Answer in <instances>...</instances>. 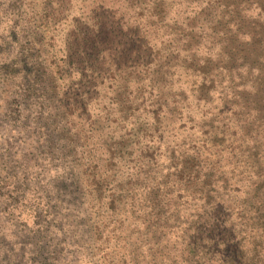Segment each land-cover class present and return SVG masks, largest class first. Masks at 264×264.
<instances>
[{"label":"rangeland","instance_id":"374dc122","mask_svg":"<svg viewBox=\"0 0 264 264\" xmlns=\"http://www.w3.org/2000/svg\"><path fill=\"white\" fill-rule=\"evenodd\" d=\"M0 264H264V0H0Z\"/></svg>","mask_w":264,"mask_h":264},{"label":"trees","instance_id":"16d2710c","mask_svg":"<svg viewBox=\"0 0 264 264\" xmlns=\"http://www.w3.org/2000/svg\"><path fill=\"white\" fill-rule=\"evenodd\" d=\"M13 178V176H9V174L7 173L6 175H5V177H4V180H3V182H9L11 179ZM21 181H24V178H22L21 179ZM18 178L17 179H15V181H14V183L16 184V185H12L11 186V183L10 184H8V185H10V187H11V190L10 191H7L5 194H6V198H7V201H11V200H15V202L19 205V206H17L16 208H12L11 210H10V212H9V215L8 216H10V217H13V218H17V217H19L20 216V214L21 213H19V214H17V215H15L14 216V212L13 211H16V210H18L20 207L21 208H23V203L25 202V201H28V200H26V197L23 195V191H21V192H19V185H18ZM13 184V183H12ZM14 193H15V195H14ZM11 204V203H10ZM9 211V210H8Z\"/></svg>","mask_w":264,"mask_h":264}]
</instances>
